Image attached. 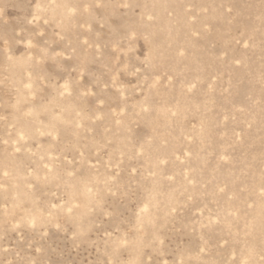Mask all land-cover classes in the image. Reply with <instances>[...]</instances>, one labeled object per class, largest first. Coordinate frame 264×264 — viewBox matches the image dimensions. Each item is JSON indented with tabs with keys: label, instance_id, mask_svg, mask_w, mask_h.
Instances as JSON below:
<instances>
[{
	"label": "rangeland",
	"instance_id": "374dc122",
	"mask_svg": "<svg viewBox=\"0 0 264 264\" xmlns=\"http://www.w3.org/2000/svg\"><path fill=\"white\" fill-rule=\"evenodd\" d=\"M0 264H264V0H0Z\"/></svg>",
	"mask_w": 264,
	"mask_h": 264
}]
</instances>
